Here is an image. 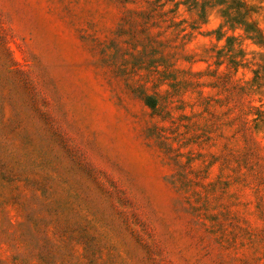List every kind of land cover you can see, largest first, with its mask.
<instances>
[{
    "label": "rangeland",
    "instance_id": "1",
    "mask_svg": "<svg viewBox=\"0 0 264 264\" xmlns=\"http://www.w3.org/2000/svg\"><path fill=\"white\" fill-rule=\"evenodd\" d=\"M0 264H264V0H0Z\"/></svg>",
    "mask_w": 264,
    "mask_h": 264
},
{
    "label": "trees",
    "instance_id": "2",
    "mask_svg": "<svg viewBox=\"0 0 264 264\" xmlns=\"http://www.w3.org/2000/svg\"><path fill=\"white\" fill-rule=\"evenodd\" d=\"M235 4H236V8L238 9V14H241L240 13V8L242 7V6H240V4H237V2L235 1ZM242 16V15H241ZM248 31H250L253 35H255V37H256V35H260L259 34V29L255 26V24H251V29L250 30H248ZM260 37H261V35H260Z\"/></svg>",
    "mask_w": 264,
    "mask_h": 264
}]
</instances>
